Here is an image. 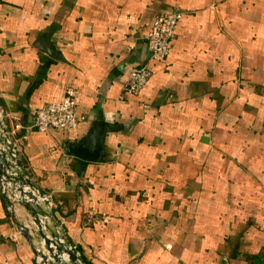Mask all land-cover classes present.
Here are the masks:
<instances>
[{
  "label": "crops",
  "instance_id": "obj_1",
  "mask_svg": "<svg viewBox=\"0 0 264 264\" xmlns=\"http://www.w3.org/2000/svg\"><path fill=\"white\" fill-rule=\"evenodd\" d=\"M170 12L152 59L147 33ZM64 96L76 127L38 131ZM0 114L85 264H264V0H0ZM92 130L97 159L67 152ZM15 231L0 191V264H38Z\"/></svg>",
  "mask_w": 264,
  "mask_h": 264
},
{
  "label": "built area",
  "instance_id": "obj_2",
  "mask_svg": "<svg viewBox=\"0 0 264 264\" xmlns=\"http://www.w3.org/2000/svg\"><path fill=\"white\" fill-rule=\"evenodd\" d=\"M180 12H170L157 16L146 36L147 48L150 57L164 61L170 46V40L174 35V27L179 19ZM151 75V68L145 64L132 68L119 94V99L124 100L136 95L147 83ZM75 99L72 96H64L58 101L50 102L39 108L34 115L33 126L40 132L66 131L76 127L77 116L75 113ZM1 118V114H0ZM20 129V123L10 127V135L13 138V150L19 154L20 143L14 135ZM3 176V190L9 199L8 210L15 214L21 229H27L32 237V244L37 252L34 255L38 264H59L53 255L62 257L63 264H70L71 251L75 256V264H81V258L76 246L69 243L62 223L54 220L51 210L55 203L48 194L43 193L36 185L21 183L15 167L5 169ZM24 177H28L25 175ZM28 206V209L24 207ZM15 233L20 235L16 228ZM15 234V235H16ZM61 248V251H58Z\"/></svg>",
  "mask_w": 264,
  "mask_h": 264
},
{
  "label": "water",
  "instance_id": "obj_3",
  "mask_svg": "<svg viewBox=\"0 0 264 264\" xmlns=\"http://www.w3.org/2000/svg\"><path fill=\"white\" fill-rule=\"evenodd\" d=\"M44 51L48 52L50 55H55L51 49L47 47H40ZM101 142L99 137L98 130H92L80 143L70 144L66 146V150L68 153L73 154L75 156L87 159H97V155L99 150L101 149ZM9 167H15L18 172V176L16 177L21 183L28 184L30 186L34 185L29 177H24L26 174L25 166L20 158V154L14 152L13 150V138L10 135V128L4 126L2 120L0 118V191L5 199L6 203L9 204V199L7 198L5 191L3 190L4 181L3 176L5 175V169ZM24 207L28 209V206L24 204ZM12 218L14 220V224L16 228L20 231L21 236L26 240V242L31 246L32 252L34 255L37 254L32 244V237L27 229H21L20 223L16 220L15 214L12 213ZM58 251H61V248H58ZM69 255L70 264H75V256L71 251H66ZM55 261L59 264H63L62 257H58V255H53ZM81 264H85L81 260Z\"/></svg>",
  "mask_w": 264,
  "mask_h": 264
}]
</instances>
